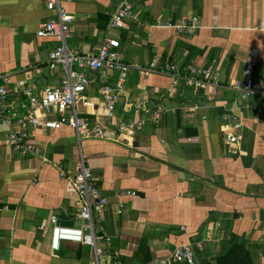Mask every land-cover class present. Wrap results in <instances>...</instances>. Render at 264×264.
I'll list each match as a JSON object with an SVG mask.
<instances>
[{"label":"crops","instance_id":"1","mask_svg":"<svg viewBox=\"0 0 264 264\" xmlns=\"http://www.w3.org/2000/svg\"><path fill=\"white\" fill-rule=\"evenodd\" d=\"M45 2L0 0V75L9 77L8 97L19 112L26 103L23 88L38 94L57 87L64 74L62 67L51 70L47 64L58 40L36 35L43 22L57 18ZM132 2L135 20L110 29L117 0H61L73 17L67 47L85 53L114 38L130 65L155 59L175 65L181 75H190L191 66L209 69L218 82L205 90L183 81L173 87L166 75L131 69L109 121L99 89L114 88L116 74L88 73L95 82L83 93L86 104L76 107L107 133L106 139L80 145L107 199L96 224L111 239L101 262L156 264L176 246L189 245L194 264H264V112L254 114L231 88L244 77L252 51L253 76L264 77V0ZM192 18L199 28L191 34L158 25ZM143 100L147 113L136 108ZM156 109L160 118L150 119ZM234 116L238 129L231 127ZM139 119L145 123L138 131H118L121 122ZM229 133L238 140L229 143ZM7 134L8 126L0 124V264L90 263L91 248L82 244L62 241L51 249L50 217L72 222L80 206L69 181L58 174L59 169L75 174L74 131L39 129L31 135L29 145L51 164L14 153Z\"/></svg>","mask_w":264,"mask_h":264},{"label":"built area","instance_id":"2","mask_svg":"<svg viewBox=\"0 0 264 264\" xmlns=\"http://www.w3.org/2000/svg\"><path fill=\"white\" fill-rule=\"evenodd\" d=\"M118 5L109 21V28H123L125 22L135 20L136 13L132 0H117ZM45 7L49 11H55L57 18L48 19L43 22L36 32L40 38H56L59 44L49 52L47 64L49 69L62 67L64 74L57 87H44L38 94L31 86L22 89V95L26 103L22 106L23 112H19L11 104L6 83L9 81L7 75H0V124L8 126L6 144L10 149L21 156L38 157L43 163L51 162L39 151L29 145L31 135L39 129L51 131L67 127L74 131L77 139L78 155L74 175L59 169L61 179L69 181L77 193L80 206L74 214L72 222L78 221L80 226H60L59 219L51 216V249L58 250L62 241L82 244L90 247L92 261L87 264H103L101 258L105 252L103 246H109L110 237L101 229L96 227L99 222L98 216L107 206V199L95 186V178L91 169L85 163V155L81 151L83 140L106 139L107 133L96 122L91 123L89 118L78 113L76 105L79 101L86 104L83 93L95 78H90L88 73L94 74L108 71L116 74L117 83L113 88L104 85L99 89V95L104 103L105 117L112 121L115 119L116 103L118 96L123 93V86L131 69L138 74L148 76L151 74H162L170 77L172 86L183 81L188 87L205 90L218 82V75L209 69H196L189 67L190 75H181L173 64L159 63L153 59L147 66H133L126 63L119 49V41L107 38L101 44L95 46L91 51L85 53L70 50L67 40L71 35V22L73 17L69 15L61 5V0H46ZM165 28H173L177 33H193L199 28L196 18L184 21L180 25H172L166 21L158 23ZM256 61V52L252 51L245 65L242 80L234 81L231 88L240 93V97L247 101V107L254 114L264 112V77H254L253 67ZM136 108L147 113V101H140ZM161 111L156 109L150 113V119L158 120ZM241 117V116H240ZM239 117H232L231 127L238 129ZM145 121L142 119L121 122L117 129L119 132L128 134L138 131ZM227 141L234 143L238 136L234 133L227 134ZM56 167V166H55ZM121 207V206H120ZM194 264V255L189 245L176 246L170 256L160 259L156 264Z\"/></svg>","mask_w":264,"mask_h":264},{"label":"water","instance_id":"3","mask_svg":"<svg viewBox=\"0 0 264 264\" xmlns=\"http://www.w3.org/2000/svg\"><path fill=\"white\" fill-rule=\"evenodd\" d=\"M59 225H60V226H68V227L73 226V225H72V222H60Z\"/></svg>","mask_w":264,"mask_h":264}]
</instances>
